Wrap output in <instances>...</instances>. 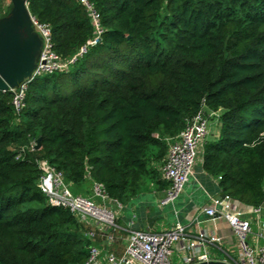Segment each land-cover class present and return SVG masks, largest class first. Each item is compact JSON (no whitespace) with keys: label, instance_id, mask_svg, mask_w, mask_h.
<instances>
[{"label":"trees","instance_id":"16d2710c","mask_svg":"<svg viewBox=\"0 0 264 264\" xmlns=\"http://www.w3.org/2000/svg\"><path fill=\"white\" fill-rule=\"evenodd\" d=\"M99 41L68 70L29 80L17 113L0 91V264H84L91 243L39 190L38 160L69 187L101 183L127 203L160 172L168 143L203 106L221 113L202 167L247 205L264 195V0H90ZM69 58L93 37L77 0H27ZM37 138L41 147L17 153ZM160 162L159 167L152 165Z\"/></svg>","mask_w":264,"mask_h":264},{"label":"built area","instance_id":"2783aa9c","mask_svg":"<svg viewBox=\"0 0 264 264\" xmlns=\"http://www.w3.org/2000/svg\"><path fill=\"white\" fill-rule=\"evenodd\" d=\"M85 9L93 27V37L88 39L69 58L62 59L53 49L51 28L47 23L38 22L30 13L33 26L43 40L38 64L31 77L25 79L18 87L10 89L13 92L12 104L17 113L24 107V97L29 80L65 71L89 48L96 44L103 32L100 15L90 0H77ZM30 12V11H29ZM219 111L209 110L203 106L189 121L184 129L174 138H166L168 149L160 166L162 178L168 182L162 204L172 203L182 192L184 185L193 174L194 166L200 155L201 147L209 133L211 121L218 122ZM219 123V122H218ZM36 141L22 147L17 153L19 158L25 151L35 149ZM40 177L37 186L46 196L51 206L67 209L77 221L88 228L87 237L91 241L88 247V257L84 264H172V254L176 251L184 264H197L211 260L206 250L208 243L220 241L219 237L199 232L196 236H188L185 227L177 222L172 227L161 232H151L135 228H127L126 244L121 255L104 251L94 244L99 236H105L108 243L116 239L115 232L120 230L117 220L122 204L110 198L104 186L92 182L91 193L82 195L74 193L64 180L61 172L57 171L46 160L37 161ZM219 180V177L217 178ZM216 201L202 207L209 217L216 216L218 210ZM264 204V195L258 205H247L227 196L222 210V216L228 222L232 233L236 236V250L224 262L229 264H264V245H253L248 239L252 233V222L244 218L246 213H259ZM264 228V221L261 222ZM263 237V233H259Z\"/></svg>","mask_w":264,"mask_h":264},{"label":"crops","instance_id":"0c3cea01","mask_svg":"<svg viewBox=\"0 0 264 264\" xmlns=\"http://www.w3.org/2000/svg\"><path fill=\"white\" fill-rule=\"evenodd\" d=\"M11 6V0H0V17L6 15ZM33 29L41 38L42 50V37L35 27ZM214 121L210 122L206 141H212L219 135L220 124ZM203 147L204 144L194 166L193 174L184 185L182 192L172 203L162 204L167 185L161 187L159 184H152L148 190L140 192L129 202L121 203L123 207L117 220L121 229L115 232V241L110 244L102 235L94 240V244L104 251L121 255L126 244L127 233L125 230L127 228L161 232L180 222L185 227L188 236L194 237L199 232H204L210 236L219 237L220 241L208 243L206 250L210 254L211 260L223 261L228 259L227 256L232 255L236 250L237 239L232 233L228 222L222 216L225 198L221 197L223 192L219 188L218 180L206 173L202 167ZM213 201L217 202L218 212L216 216L211 218L203 212L202 207ZM243 217L250 219L252 222L249 243L264 245V236H259L260 232L264 235V228L261 227V222L264 221V204L261 205L259 213H246ZM172 264H184L181 256L176 251L172 254Z\"/></svg>","mask_w":264,"mask_h":264},{"label":"water","instance_id":"95a60500","mask_svg":"<svg viewBox=\"0 0 264 264\" xmlns=\"http://www.w3.org/2000/svg\"><path fill=\"white\" fill-rule=\"evenodd\" d=\"M9 12L0 17V91L18 87L31 77L40 53L41 38L34 31L27 0H11ZM41 147V139H36L35 149ZM221 197L227 195L221 193ZM197 264H229L224 261L209 260Z\"/></svg>","mask_w":264,"mask_h":264},{"label":"rangeland","instance_id":"374dc122","mask_svg":"<svg viewBox=\"0 0 264 264\" xmlns=\"http://www.w3.org/2000/svg\"><path fill=\"white\" fill-rule=\"evenodd\" d=\"M214 122H215V121H214ZM152 165H154V166H156V167H159L160 162L154 161V162L152 163ZM152 184H155V183H153V182H149V181H148V184H147L148 186L145 187L142 191H144V190H148L149 187H150ZM91 188H92V182L89 181V180H87L86 182H84V183L82 184L81 187H77V188H76V187H74V188L70 187V189H71L74 193L82 194V195H86V196L89 195V194L91 193ZM142 191H141V192H142ZM81 229H83V230L81 231L82 235L87 237L86 232L88 231V228H86V227L84 226V228H81Z\"/></svg>","mask_w":264,"mask_h":264}]
</instances>
